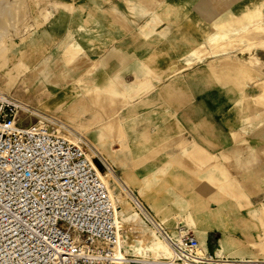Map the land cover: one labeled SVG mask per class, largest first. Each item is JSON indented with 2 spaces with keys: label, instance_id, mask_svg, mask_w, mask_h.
Returning a JSON list of instances; mask_svg holds the SVG:
<instances>
[{
  "label": "rangeland",
  "instance_id": "rangeland-1",
  "mask_svg": "<svg viewBox=\"0 0 264 264\" xmlns=\"http://www.w3.org/2000/svg\"><path fill=\"white\" fill-rule=\"evenodd\" d=\"M50 21H57L55 32ZM245 24L252 28L240 32ZM0 28V89L12 83L8 93L79 132L110 167L102 177L119 210L118 254L143 263L132 244L150 237L126 187L171 230L181 226L210 249L222 242L245 251L241 256L264 259V204L255 207L264 202V64L255 67L262 75L241 80L242 89L208 67L210 60L219 69L238 67L249 56L264 62V0H0ZM183 32L203 44L200 55L177 40ZM221 32L224 37L208 40ZM170 37L176 41L170 44ZM108 60L116 64L108 67ZM172 64L179 78L165 86ZM93 67L121 81L110 90L93 86ZM193 139L203 156H191ZM220 166L229 178L216 172Z\"/></svg>",
  "mask_w": 264,
  "mask_h": 264
},
{
  "label": "built area",
  "instance_id": "built-area-1",
  "mask_svg": "<svg viewBox=\"0 0 264 264\" xmlns=\"http://www.w3.org/2000/svg\"><path fill=\"white\" fill-rule=\"evenodd\" d=\"M109 168L79 132L0 89V264H121ZM124 191L173 264H264L203 248Z\"/></svg>",
  "mask_w": 264,
  "mask_h": 264
},
{
  "label": "bare ground",
  "instance_id": "bare-ground-1",
  "mask_svg": "<svg viewBox=\"0 0 264 264\" xmlns=\"http://www.w3.org/2000/svg\"><path fill=\"white\" fill-rule=\"evenodd\" d=\"M160 2V1H159ZM19 4V3H18ZM161 4V3H160ZM5 6H6V4H5ZM17 7V6H16ZM18 8V7H17ZM16 8V9H17ZM109 8V7H108ZM161 8V7H160ZM110 9V8H109ZM119 11V10H118ZM5 12V11H4ZM139 12V11H138ZM175 12V11H174ZM61 13V12H60ZM63 13V12H62ZM129 13H130V11H129ZM2 14V13H1ZM117 14V16L120 18V19H122V20H126V17L125 16H123V15H120L119 13H116ZM4 15V14H3ZM57 15H59V14H57ZM64 15V14H63ZM8 17H9V15H8ZM59 17V16H58ZM64 17V16H63ZM62 16H61V14H60V18H63ZM3 18V17H2ZM59 18V20H61ZM57 19V18H56ZM64 20H65V18H64ZM117 20H118V18H117ZM132 20V19H131ZM62 21V20H61ZM252 21V20H251ZM1 22H3V20H1ZM64 22V21H63ZM5 23V22H4ZM3 23V24H4ZM50 23H52L51 21H50ZM134 23V22H133ZM149 23V22H148ZM253 24V23H252ZM249 25V24H248ZM248 25H240L239 27L240 28H237L238 30L239 29H242L243 31L242 32H244V30H246L248 27ZM3 26V25H2ZM5 26V25H4ZM146 26V25H145ZM250 26V25H249ZM188 27H190V24H188V26H187V28ZM3 28V27H2ZM143 28V27H142ZM218 28V27H217ZM250 28H252L251 26H250ZM1 29V28H0ZM125 29V28H124ZM4 30V29H3ZM142 30V29H141ZM141 30H139V31H141ZM248 30H250V29H248ZM0 31H2V30H0ZM234 32L236 31V30H233ZM240 31V30H239ZM53 32H55L54 30H53ZM217 32H218V30H217ZM241 32V31H240ZM141 33V32H140ZM219 33V32H218ZM217 33V34H218ZM236 33V32H235ZM237 33H239V32H237ZM251 33V32H250ZM211 35L210 37H209V41H215V40H218V38H221V37H224L225 36V34L226 33H223V32H221L219 35ZM253 34H254V32H253ZM245 36H246V34H245ZM177 40H182V41H186L187 42V44L190 46V50H189V52H191V53H193V54H197V55H200L201 53L200 52H202L203 50H201L202 48V46H203V44L201 43V42H198L197 41V36L196 35H194V34H192V33H188V32H183V33H181L180 34V39H177ZM176 40L174 39V38H172L171 40H170V42L172 43V42H175ZM214 43V42H213ZM201 48V49H200ZM223 48V47H222ZM203 54V53H202ZM49 56H50V54H49ZM250 58H248V59H239L236 63H238L237 64V66L238 67H227V66H223L222 68H224V69H222V68H220L219 69V66L218 65H215V64H211V60L208 62V67H209V70H210V72H212V74H213V76H215L216 78H218V79H220V80H222V79H228L229 78V80H231L232 82H234V83H236V85H238V86H236L237 87V89H242L243 87V85H241V80L243 79V78H245L246 76L247 77H250V78H255L256 77V75H262V73L261 72H256L255 70H258V69H256L255 67H257V68H259L260 66H262L263 64H264V62H261V61H259L258 59H256L255 57H252V56H249ZM47 59H49V58H47ZM221 60H225V59H221ZM235 63V64H236ZM222 64V63H221ZM224 64V63H223ZM229 64V63H228ZM240 64V65H239ZM232 64H230V66H231ZM256 65V66H255ZM245 66V67H244ZM46 67H48V66H46ZM221 67V66H220ZM225 68H229V69H235V68H238L237 69V71H236V74H233L232 72H228L229 71V69H227V70H225ZM51 69V68H50ZM231 69V70H232ZM173 69H171V71H172ZM48 71V70H47ZM174 71V70H173ZM172 71V72H173ZM264 73V72H263ZM161 74V73H160ZM175 74V73H174ZM151 76V75H150ZM258 78V77H257ZM262 83V82H261ZM11 86H12V83H10V84H8V86H5V88H3V90L4 91H6V92H8L9 90H10V88H11ZM165 86H169L168 84L167 85H165ZM3 87V86H2ZM262 88H264V85H263V87ZM180 90V89H179ZM79 92V91H78ZM70 93V92H69ZM92 91L90 90L89 91V95H90V98L91 97H95L94 96V94L92 93ZM72 94V93H71ZM76 95V94H75ZM172 98V97H171ZM79 103V102H78ZM249 118V117H248ZM252 118V117H251ZM250 118V119H251ZM245 119V118H244ZM114 120V119H113ZM243 121H246V120H243ZM112 122V121H111ZM261 125V124H260ZM243 130H244V128H242ZM240 133V132H239ZM243 135V134H242ZM240 136V135H239ZM237 137V136H236ZM201 146H200V144L199 143H197L196 141H191V145H190V147H189V149H190V153H191V156H192V154H195V155H197V157H198V155H200V156H203V152L205 151H202V150H200L201 148H200ZM187 152V151H186ZM194 152V153H193ZM205 153H207L208 154V152H205ZM190 155V154H189ZM209 155H212V154H209ZM193 157V156H192ZM196 157V156H195ZM194 159V158H193ZM201 159V158H200ZM218 174L220 173V175L221 176H225V177H228V174H227V172L225 171V169L223 168V167H221L220 166V168L216 171ZM216 172H212V173H216ZM229 178V177H228ZM230 179H233V178H230ZM235 179V178H234ZM104 180V179H103ZM105 181V180H104ZM233 182H235V187L234 188H236L235 190L236 191H239V184H238V182L237 181H233ZM106 183V182H105ZM108 188V187H107ZM242 189V188H241ZM240 192V191H239ZM110 196V195H109ZM111 199V198H110ZM119 199V198H118ZM114 204V203H113ZM117 208H118V206H116L115 204H114V210H115V215L117 216L118 215V213H119V210H117ZM190 212V211H189ZM262 215V214H261ZM186 216H188V218H189V223H193V218H192V214L191 213H189V214H186ZM115 221H116V219H115ZM142 222V221H141ZM144 224V223H143ZM145 225V224H144ZM147 226V225H146ZM148 227V226H147ZM149 228V227H148ZM150 229V228H149ZM143 230L145 231V228L143 227ZM149 238H148V240L147 241H145L144 242V244H141L140 243V241L138 240V241H135L134 242V244H132V247H133V253H135V254H137V255H139L141 258L140 259H138V260H140V261H142L143 263H140V264H154V263H152V262H156V263H159V264H161V263H165V264H173L172 263V261H171V258H172V252H171V249H170V247L162 240V239H160L153 231H152V229H150V231H149ZM201 242L205 245L206 243H205V241H204V239H201ZM117 243H118V246L119 245H122L121 244V242L117 239ZM252 247H255V248H260L259 247V245L256 243V242H252ZM203 248H207V247H204L203 245H201ZM262 248H264V245H262L261 246ZM132 250V249H131ZM250 250V249H249ZM217 252H225V253H229L230 255L232 254V255H234V254H240V255H242V254H244L245 253V251H243V250H240V249H236V248H231V247H228L225 243H220V246L218 247V249L216 250ZM119 252H117V254H118ZM225 255V254H224ZM118 256H119V258L121 259V264H126L125 263V261L126 262H128V264H134L135 262H132L133 260H136L135 258L133 259V258H129V259H125L126 258V256L125 255H120V254H118ZM234 256H236V255H234ZM149 258H151L152 259V261H150L149 262ZM239 258H241V259H247V258H249V260H251V261H256V260H259V259H257V258H250V257H239ZM130 260V261H129ZM137 261V260H136ZM262 261H264V259L262 260Z\"/></svg>",
  "mask_w": 264,
  "mask_h": 264
},
{
  "label": "crops",
  "instance_id": "crops-1",
  "mask_svg": "<svg viewBox=\"0 0 264 264\" xmlns=\"http://www.w3.org/2000/svg\"><path fill=\"white\" fill-rule=\"evenodd\" d=\"M233 5V4H232ZM64 16V17H63ZM62 17V21H65V22H67L68 20H69V17H70V15L69 16H67V14H65V15H63ZM64 18H65V20H64ZM54 24H57V21L56 22H52V23H50L49 24V26H50V29H51V31L53 32V28H55V25ZM94 33H96V31L94 30L93 31ZM120 34H121V32H119ZM125 33H127V31H125ZM157 34V36H159V35H162L163 34V32H161V33H159V32H157L156 33ZM146 36V35H145ZM125 37H131V38H136V39H143L144 37H142V36H139L138 34H132V35H126L125 34ZM146 37H149V38H152V39H154V36H150V35H147ZM145 37V38H146ZM173 37H170V38H168L169 39V41L172 39ZM72 41H74L72 44H73V47H79V49L81 50V46L78 44V42L74 39V40H72ZM68 42L69 43H71V40H68ZM170 44H171V42H170ZM82 55V54H81ZM119 55V56H118ZM122 56V54H119V53H117V54H114V56L113 57H115V58H119V57H121ZM54 59H53V57H51L50 59H49V63H50V65L51 66H53V67H56V66H54L55 64H53L54 62H52ZM111 63H112V66L114 65V64H116V62H115V60H108L107 61V63H106V65H108V67L111 65ZM95 64L96 63H94L93 64V66L95 67ZM49 65V64H48ZM90 66L92 65L91 63L89 64ZM103 65V68H106V65L105 64H102ZM94 67H93V72H92V79H93V86H99L100 88H106L107 86H109L110 88H109V90L112 88L111 86H115V81H117V80H120L121 81V79L120 78H116V79H113L112 77H111V75H110V73H104V72H106V71H99V73H96V70H94ZM71 68H73V67H71ZM64 69V71L63 72H65V71H67V73L66 74H68L69 75V73H68V68H63ZM171 69H173L172 71H171ZM177 67L174 65V64H172L170 67H169V69H168V71L167 72H165L164 73V78H168L169 80H168V82H166V83H164V84H168L169 86L170 85H172L173 83H175V81L179 78V77H177L178 75H177ZM84 70H87V68L86 69H84ZM175 73V74H174ZM66 74H64V75H66ZM71 74V73H70ZM97 74V75H96ZM99 74V75H98ZM69 77H71V78H74V79H72V80H77L78 78L74 75H70ZM158 79H163V77H158ZM226 80H228V79H226ZM137 81V80H136ZM137 83V82H136ZM122 84V83H121ZM99 87H97V88H99ZM240 128L242 129V128H244V130H245V126L244 125H241L240 126ZM194 141H196V139H193ZM197 143H199L198 141H196ZM264 143V141H262V144ZM258 148L257 147H255V152H256V154L258 155ZM257 161H258V159H257ZM257 161H255V163L257 162ZM254 163V164H255ZM254 202H256L257 203V201L255 200ZM260 204V205H259ZM259 206H255L256 208H260L261 206H262V204H264V202H262V201H260L259 202ZM201 244V243H200ZM202 245V244H201ZM204 247H207L206 245L204 246ZM208 248V247H207ZM233 257H244V256H241V255H236V256H233Z\"/></svg>",
  "mask_w": 264,
  "mask_h": 264
}]
</instances>
